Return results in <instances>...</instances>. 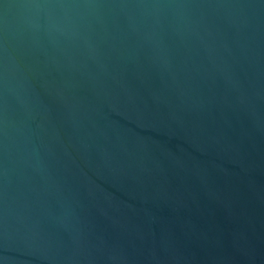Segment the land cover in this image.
Returning <instances> with one entry per match:
<instances>
[{
	"label": "water",
	"instance_id": "1",
	"mask_svg": "<svg viewBox=\"0 0 264 264\" xmlns=\"http://www.w3.org/2000/svg\"><path fill=\"white\" fill-rule=\"evenodd\" d=\"M0 264H264V0H0Z\"/></svg>",
	"mask_w": 264,
	"mask_h": 264
}]
</instances>
